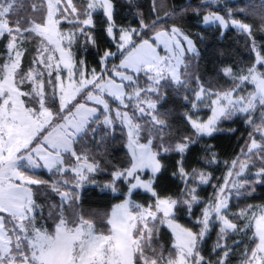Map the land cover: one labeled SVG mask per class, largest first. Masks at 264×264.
I'll list each match as a JSON object with an SVG mask.
<instances>
[{"label":"snow or ice","instance_id":"1","mask_svg":"<svg viewBox=\"0 0 264 264\" xmlns=\"http://www.w3.org/2000/svg\"><path fill=\"white\" fill-rule=\"evenodd\" d=\"M0 264H264V0H0Z\"/></svg>","mask_w":264,"mask_h":264},{"label":"trees","instance_id":"2","mask_svg":"<svg viewBox=\"0 0 264 264\" xmlns=\"http://www.w3.org/2000/svg\"><path fill=\"white\" fill-rule=\"evenodd\" d=\"M224 144H225V146H227V144H228V141H224Z\"/></svg>","mask_w":264,"mask_h":264}]
</instances>
